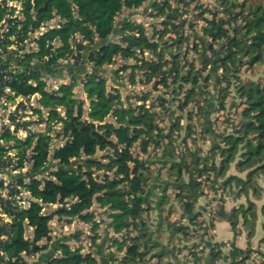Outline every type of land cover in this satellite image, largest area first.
<instances>
[{
	"label": "trees",
	"instance_id": "obj_1",
	"mask_svg": "<svg viewBox=\"0 0 264 264\" xmlns=\"http://www.w3.org/2000/svg\"><path fill=\"white\" fill-rule=\"evenodd\" d=\"M148 1L22 0L24 20L11 21L10 33H18L21 40L28 39L29 34L56 21L55 27L34 39L37 51L20 60L23 70L11 83L12 89L19 95L39 94L38 104L49 110L47 118H44L42 110H36L39 122L45 123V130L30 135L19 147L25 155L34 146L32 174L42 176L25 187L43 204L58 205L47 215L42 213L43 205L38 203L28 209L14 211V223L4 247L10 258L16 257V263L22 260L21 254L25 253L28 256L40 254L44 264H143L145 247L160 249L158 240L161 235L166 236L170 245L178 235L188 238L190 228L212 230L218 221H226L234 237L227 244L206 242L205 248L210 251L209 264H218L219 261L248 264L252 257L258 210L262 213L264 231V202L259 207L251 199V194L257 198L263 196L259 180L261 177L264 180V82L242 81L241 76L245 69L253 71L264 65V0H218L216 11L206 10L211 18L204 16L206 11L197 16L206 22L203 36H196L193 48L184 52V58L181 57L182 49L188 38L179 32L182 25L172 22L174 19L181 20V17L170 5V0L150 2L157 11V17H165L163 30H154L152 36H148L143 23L130 21L128 16L117 24V18L125 10L134 13ZM220 12L227 17L219 16ZM7 13L6 9L0 8V23ZM169 33H175L176 37L166 39ZM115 36H120L119 42L113 41ZM190 50L195 52L191 59L188 57ZM147 52L151 55L150 59L146 58ZM118 57L137 63L134 66L124 65L121 71H126L128 67L140 70L145 76L144 82L157 79L154 87L162 85L167 90L172 87L174 99L183 95L178 105L182 115L178 117L170 111L173 99L158 100V106L165 110L163 113L166 112L169 121L167 133L166 127L158 123L161 113L153 110L154 105L150 108L145 104L147 95L138 97L143 104L126 107L119 90L112 88L109 92L105 67L114 64ZM87 63L90 66L88 71L85 70ZM198 64L202 67L197 68ZM62 70L68 73L70 81L62 83L52 93L47 92V85L41 78L49 73L55 78L61 77ZM63 77L66 78L65 75ZM134 78L133 74V83ZM81 84L88 108L76 96V89ZM212 84L217 91L218 111L227 109L225 99L233 92L240 101L239 105L232 104L239 108L238 119L228 124L231 128L220 132L215 131L209 120L214 98L209 100L206 93ZM194 98L199 125L212 143L210 166L207 159L201 162L195 156L189 162L182 156L184 167L173 147L174 132L181 129V119L193 112L190 110L184 114ZM110 117L114 122L108 121ZM192 127L193 124L186 125L188 134ZM137 144L146 155L150 146L162 149L155 163L163 166L169 179L175 178L172 180L174 183L180 184L186 169L196 183L195 187L201 191L204 174L214 172V189L218 179L228 177L220 187L232 189L231 194L235 198L244 196L248 204L234 207L230 212L222 205L211 214L208 226H204L207 222L204 208L196 206L197 197L201 194L180 185L176 202L181 205V217L187 224H181V220L171 222L173 201L168 189L173 185L165 183L161 196H158L155 186L158 181L150 183L152 170L149 165L152 160L134 155L132 148ZM98 152L107 154L99 159L96 157ZM233 165L239 173L246 174L245 177L227 176ZM48 166L51 168L49 172ZM47 172L48 175L44 176ZM236 187L237 191L233 189ZM95 203L108 212L110 222L107 228L112 227L114 234L125 235L121 241L117 238L113 240L118 251L124 252L121 258L110 251L105 253L107 236L97 245L96 253H84L81 246L73 248L68 242L72 237L54 240L51 235L50 222L55 216L78 219L90 223L92 230H98L100 224L90 211ZM155 211L159 221L156 224L155 220L151 221ZM26 219L29 226L35 228L32 238L24 236ZM240 220L248 229V245L244 249L235 244V239L242 233ZM131 228L137 231L133 237L130 236ZM97 237L93 238V242ZM260 241L264 244V236ZM52 244L59 255L45 260L43 254ZM226 245L229 247L227 255L221 250ZM165 251L154 255L162 261ZM199 259L196 258L197 261ZM16 263L9 261L7 264ZM21 264L28 263L22 261Z\"/></svg>",
	"mask_w": 264,
	"mask_h": 264
},
{
	"label": "rangeland",
	"instance_id": "obj_2",
	"mask_svg": "<svg viewBox=\"0 0 264 264\" xmlns=\"http://www.w3.org/2000/svg\"><path fill=\"white\" fill-rule=\"evenodd\" d=\"M159 1V0H150L146 2V4L134 11H128L125 10L119 17L117 18V24L120 23L123 19L128 16V20L130 21H136L139 23H143L148 36H152L154 34V30H163L162 29V21L165 19V17H157V11L153 6H151L150 2ZM218 0H170V5L175 8L178 11V14L181 17V20L174 19L172 22L176 25L181 24L182 28L179 30L180 33H183L185 38H188V41L184 43L183 49H182V58H184V52L187 51L188 48L192 49L194 45V41L196 42V36H203V28L206 26V22L198 18L201 13L205 12L206 10L210 11H216ZM168 12V9L166 10ZM205 17L211 18V14L206 11L204 13ZM219 16L227 17L224 15L223 12L219 13ZM56 22H52L50 25H55ZM175 33H169L165 38H175ZM114 42L120 41V36H115L113 38ZM201 50V49H199ZM195 56V52L190 50L188 57L191 59ZM146 58L150 59L151 55L149 52L146 53ZM167 58H169L167 56ZM137 63L132 59H124L118 57L116 59V62L110 66L105 67V75L106 78H108V84H109V92L112 91V88H116L119 90L122 101L126 107L128 105L132 104L133 107H137L141 104H143V101H140L138 97H144L147 95V101L146 105L148 107H152L154 105L153 110L155 112H160L161 117L158 119V123L161 127H166V133L168 132V129L170 125L168 124L169 121L167 120L166 112L163 113V109H161L158 104V100H165L170 99L174 101V105H170V111L174 112V116H181L182 112L179 109L178 105L181 101H179V98H182L183 95L176 96V99L172 97L171 91L173 88L171 87L170 90H167L162 85H159L157 87H154V81L157 79L152 80L151 82H144L145 76L143 75V72L140 70H133V68L128 67L126 71H121L124 65L127 66H134ZM202 66L200 64L197 65V68H201ZM85 70H90V66L88 63L86 64ZM219 73L221 71H218ZM135 75L134 83L132 82V76ZM62 75L66 77V82L70 81V76L68 73L64 70H62ZM57 77L55 79H59L57 82H62L61 79L64 80V77ZM242 81L247 80H255L256 82L259 80H263L264 82V65L258 66L254 68L253 71H248L247 69L243 70L242 72ZM213 85V86H212ZM210 85L207 88L206 97L211 100L214 98V101L211 105V114L209 117L210 123L212 124V127L215 128L216 132L223 131L225 128H231L229 127V123L232 124V122H235L238 119V110L236 106H232V104L235 102L237 105H239L240 101L236 97V94L233 92L230 96L226 97V110H217L219 108L218 102L216 101V94L217 91L214 87V84ZM76 96L83 101L85 108H88V100L86 99V94L82 90V84L76 89ZM137 96V97H136ZM196 98H194L193 102L190 103L184 110V114L190 110H193L191 115H187L186 117H183L181 119V129L174 132V141H173V147L175 149V152L177 155H179V162H181L184 167L185 163L182 161V156L186 157V159L190 162V160L193 161V159L196 157L201 160V162H204V160L207 159V164L210 166L212 164V143L209 135L202 132L203 128L199 125V120L197 116V110L195 109L194 103ZM156 104V105H155ZM190 116V119H189ZM109 122H114L113 118H108ZM187 124H193L194 127H192L191 132L188 134L186 131V125ZM231 129H229L230 131ZM185 140V141H184ZM168 142V141H165ZM162 149H156L154 146H150L148 148V154L146 155L140 150L139 145H135L132 148V151L134 152V155L137 156L140 159H143L145 157H149V160H152V163L149 165L151 174V182L154 183L155 180L158 181L156 186L157 194L158 196H161V190L163 188V185L165 183H172L173 187L168 189V195L171 197V200L173 201V212H171V222H181V224H187V221L185 219H182L181 217V205L177 204L176 200L178 199L179 191L178 186L182 185L184 188H192L200 193L201 196L199 198L197 197L196 200V206L199 208H204V217L206 218V223L204 226H208V222L210 221L211 214H214L220 206L223 205L224 209L225 206L228 208H232L235 205H239V201H243L246 205L248 204L246 198L243 196L241 198H235L231 194L232 189H223L220 187V185L223 183V180H225L228 177L220 178L216 182L218 185L215 187V189L212 187V184L215 181V173H205L202 177V188L201 191L198 190L195 187V182L192 181L190 178V174L184 170L183 179L180 182V184L174 183L172 179H169V176L166 173V170L161 167V165L157 164L155 162L158 161V157L161 155ZM107 152H98L96 157L99 159H102V156H105ZM160 161V160H159ZM204 164V163H203ZM169 164L167 165V167ZM49 167V166H48ZM50 168V167H49ZM47 168V170L49 169ZM159 169L162 170L159 172ZM103 172H100L99 174H102ZM166 173V174H165ZM240 175L242 177H245L246 174L239 173L237 169L235 168V165L231 167V169L228 172L227 176L231 175ZM110 176L113 177V174L110 173ZM260 186H262V192L263 196L262 198H257L255 194H251V199L260 207L261 204L264 202V180L261 177L260 180ZM233 184L232 186H234ZM210 186V187H209ZM220 187V189H219ZM236 191L238 190V187L233 188ZM203 190V191H202ZM252 193V192H251ZM157 199V198H156ZM56 207V208H55ZM58 205H55L51 207V211H55L57 209ZM50 208V207H49ZM55 208V209H54ZM203 210V209H202ZM94 216L95 221L100 224V228L96 231L92 230V225L86 224L80 220H76L70 224L69 222H56L53 224V232H55L56 239H60L64 236H70L72 237L71 240L68 242L73 246V248L82 247L83 252H93L96 253L97 245L99 246L101 244L102 239L105 238V236L108 237V240L106 241L104 245L105 253L107 252H113L118 258H121L122 254L124 252L118 251V248L114 244V239L117 238L119 241H121L125 235H117L114 234L113 228H107L108 223L110 222L108 218V212L106 209H100L99 205L97 203L94 204L92 209L90 210ZM230 212V211H229ZM258 221H257V228H258V234H255L254 242H253V248L254 253L252 254V257L249 259L248 264H264V244L260 241L262 237L264 236V232H262L261 227V218L262 213L261 210H258ZM152 219L151 221L155 220L154 223L156 224V221H158L157 217V211L152 212ZM159 218V217H158ZM58 220V219H55ZM66 220V219H65ZM148 226L151 227V223L148 224ZM240 226L244 229H246L244 225V221L240 220ZM154 227H156L154 225ZM131 234L130 236H135L137 234V231H133V228H131ZM148 231V228H146ZM215 229H198L194 230V228H190L189 234L190 236L188 238L183 237L182 235H178L176 241L170 245H168V240L166 239V236L163 234L161 235L160 240H158V245L161 246V248L157 247H145V261L143 264H209V249L205 248V244L208 241L213 242V233ZM98 235L99 237L96 238V241L93 242V238ZM75 236H78V238H74ZM246 236H247V230H246ZM247 238V237H245ZM259 238V240H258ZM157 239V238H156ZM153 240H155V237H153ZM229 243V242H228ZM248 245L245 242L244 246ZM169 246V247H168ZM210 247V246H209ZM161 250H166V255L163 256V260L160 261V258L156 257L154 254L159 253ZM222 252L227 255L229 251L228 245L221 247ZM36 257H34L35 259ZM196 258H201L198 261ZM218 264H230L228 261H219Z\"/></svg>",
	"mask_w": 264,
	"mask_h": 264
},
{
	"label": "built area",
	"instance_id": "obj_3",
	"mask_svg": "<svg viewBox=\"0 0 264 264\" xmlns=\"http://www.w3.org/2000/svg\"><path fill=\"white\" fill-rule=\"evenodd\" d=\"M0 8L8 12L0 23V264H7L9 261L16 263L17 260L16 257L10 258L4 247L14 223V211L28 209L32 204L38 203L43 205L42 213L47 215L53 212L51 207L55 206L43 204L25 187L33 180H40L42 176L38 173L32 174L34 146L28 149L25 155L21 153L19 147L30 135L45 130V123L39 122V114L36 110H42L44 118L48 117L49 110L38 104L39 94L19 95L12 89L11 83L23 70L20 60L28 53L37 51L38 47L34 39L56 24L50 25L52 22L46 24L40 30L29 34L28 39L21 40L18 33H10V30L12 20H24L21 10L22 0H0ZM41 79L46 83V90L49 93L56 91L62 83H68L66 78L61 79L62 82H57L59 79H55L51 73L45 74ZM50 170L51 168L47 171ZM48 172L44 176H47ZM52 226L53 220L50 222L51 229ZM34 230L35 228L29 226L26 219L25 238H32ZM34 257L22 253V260L16 264H21L22 261L29 263Z\"/></svg>",
	"mask_w": 264,
	"mask_h": 264
},
{
	"label": "crops",
	"instance_id": "obj_4",
	"mask_svg": "<svg viewBox=\"0 0 264 264\" xmlns=\"http://www.w3.org/2000/svg\"><path fill=\"white\" fill-rule=\"evenodd\" d=\"M241 204H245V203L240 200L239 201V205H241ZM239 205H235L234 207H238ZM232 206H231V208H228V207L225 206V210L227 212L231 211L234 208V207L232 208ZM55 219H58V220H55ZM76 220L77 219L71 220V219H69L67 217L59 218V217L55 216L53 218V224H55L56 222L59 223L60 221L63 222V223L64 222H69L68 224H70V223H72V222H74ZM262 223H263V219L261 218V227H262ZM214 229L215 230H214V233H213V242L226 243L227 244L228 242H231L233 240V237H234L233 231L231 230L230 225L226 221H218V222H216V225H215ZM246 230H248V229L247 228L246 229L242 228V233L235 239V244H236L237 247H240V248H243V249L247 247V246H244L245 242L247 243V238H245V237H247L246 236ZM262 232H264V231H262ZM256 234H258V228H256ZM51 235L54 237L53 239L56 240V235L57 234H55V232H53V228L51 229ZM254 238L252 240V247L254 246L253 245ZM258 240H259V238H258ZM175 241H176V239H175ZM43 255L45 256V260H47V259H50L51 257L59 255V252H56L54 244H52L50 249L46 252V254H43ZM40 256L41 255L38 254V255L35 256L36 257L35 259H32V260L29 261V263L28 262H26V263H28V264H44L45 261L44 262L41 261V257ZM97 258L99 259L98 256H97Z\"/></svg>",
	"mask_w": 264,
	"mask_h": 264
}]
</instances>
